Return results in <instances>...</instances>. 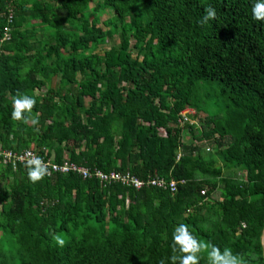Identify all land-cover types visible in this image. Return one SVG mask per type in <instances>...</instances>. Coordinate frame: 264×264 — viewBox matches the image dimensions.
<instances>
[{
	"label": "trees",
	"instance_id": "obj_1",
	"mask_svg": "<svg viewBox=\"0 0 264 264\" xmlns=\"http://www.w3.org/2000/svg\"><path fill=\"white\" fill-rule=\"evenodd\" d=\"M2 147L185 184L0 163V264H264V0H0Z\"/></svg>",
	"mask_w": 264,
	"mask_h": 264
},
{
	"label": "built area",
	"instance_id": "obj_2",
	"mask_svg": "<svg viewBox=\"0 0 264 264\" xmlns=\"http://www.w3.org/2000/svg\"><path fill=\"white\" fill-rule=\"evenodd\" d=\"M9 16V20L11 19ZM10 38V32L8 28H5L3 41L8 40ZM192 113L194 112L190 109H185L180 113V119L178 123L180 125H184L189 123L190 125L195 124V121L191 119ZM206 152H212V148L206 147ZM180 155H178L177 160H179ZM0 163L5 166H11L14 170L19 165H26L30 167H34L38 170H41L47 177L52 176L53 174H70L74 173L80 176L81 178L87 179H96L102 185L111 184V183H119L127 188H133L135 190H140L144 187H154L161 190L169 191L172 195L175 194L180 185H184L185 181H176L170 180L166 181L163 178L155 177L149 179L147 181H142L130 173H121L112 171L110 173H104L100 170H90L88 168L78 166L74 163L69 162L68 160H64L62 163H55L52 159H47L45 156H42L39 151L34 150H24L20 153L13 151H6L0 149ZM242 177L238 176V178ZM201 195H205V191L201 192Z\"/></svg>",
	"mask_w": 264,
	"mask_h": 264
},
{
	"label": "rangeland",
	"instance_id": "obj_3",
	"mask_svg": "<svg viewBox=\"0 0 264 264\" xmlns=\"http://www.w3.org/2000/svg\"><path fill=\"white\" fill-rule=\"evenodd\" d=\"M108 18V15L105 14L101 21H105L106 19ZM120 40H119V36L118 35H114L111 39H109L108 43L101 46L100 49L97 51L99 54H102L103 50H109L112 46H117L119 44ZM133 45V42L131 43ZM133 56H135V53L133 52ZM45 90H43L42 92H44ZM86 101H88V99H86ZM193 117V113H192V116H191V119H193L194 121H196V118H192ZM184 142H186V138L184 139ZM199 147H201V149H205L206 147H210V144L209 143H199L198 144ZM5 148L2 147L1 150L3 151ZM23 151V150H22ZM22 151H18V153L22 152ZM38 151V150H36ZM238 176H241V173H237V177ZM212 199L213 200H220V194L219 192H216L213 196H212ZM263 239H264V236H263Z\"/></svg>",
	"mask_w": 264,
	"mask_h": 264
},
{
	"label": "clouds",
	"instance_id": "obj_4",
	"mask_svg": "<svg viewBox=\"0 0 264 264\" xmlns=\"http://www.w3.org/2000/svg\"><path fill=\"white\" fill-rule=\"evenodd\" d=\"M216 19V11L213 8H207L205 9V15L201 18L200 24L204 25L207 24L210 20H215ZM30 178L35 179L34 174H30ZM54 240L59 243L60 245H63L64 241L59 237L55 236ZM195 257H184L181 261V264H188L189 260H194ZM231 264H237V261L235 258L232 259Z\"/></svg>",
	"mask_w": 264,
	"mask_h": 264
}]
</instances>
